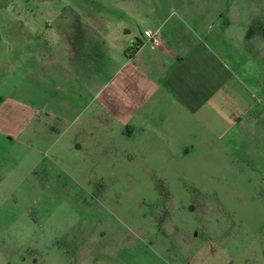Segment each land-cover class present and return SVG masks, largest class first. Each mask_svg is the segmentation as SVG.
<instances>
[{
    "label": "rangeland",
    "instance_id": "374dc122",
    "mask_svg": "<svg viewBox=\"0 0 264 264\" xmlns=\"http://www.w3.org/2000/svg\"><path fill=\"white\" fill-rule=\"evenodd\" d=\"M183 3L189 4L0 0V80L2 63L28 60L31 45H64V23L73 13L122 16L139 33L153 28L154 15L161 18ZM210 5L223 22L239 15L248 45H264V0ZM128 8L138 16L134 21L122 14ZM148 12L154 13L149 20ZM254 55L252 46L249 76L257 73ZM17 76L12 72L7 81ZM254 94L258 104L245 116V129L233 128L225 141L206 133L195 145H160L151 137L83 147L85 154L56 147L48 154L55 161L42 162L40 179L31 176L0 192V264H261L256 248L264 237V177L239 145L247 136L255 151H264V109ZM250 119H257L252 130L246 128Z\"/></svg>",
    "mask_w": 264,
    "mask_h": 264
},
{
    "label": "crops",
    "instance_id": "0c3cea01",
    "mask_svg": "<svg viewBox=\"0 0 264 264\" xmlns=\"http://www.w3.org/2000/svg\"><path fill=\"white\" fill-rule=\"evenodd\" d=\"M213 2L188 0L161 18L148 12L153 28L139 33L122 16L73 13L64 23V45H31L28 60L3 62L0 192L39 177L42 162L55 161L48 154L56 147L67 153L79 147L85 154L83 147L151 137L160 145H195L206 133L225 141L233 128L242 129L258 104L253 93L264 109V45H248L239 15L223 22L210 12ZM122 14L138 18L130 8ZM145 31L159 33L160 49H149ZM252 46L259 60L255 76L247 73ZM12 72L18 76L9 82ZM250 120L246 128L252 130L257 119ZM217 127L228 131L214 134ZM246 137L239 144L246 146L242 152L264 177V151H255ZM50 185L53 179L46 182ZM258 242L264 264V237Z\"/></svg>",
    "mask_w": 264,
    "mask_h": 264
},
{
    "label": "built area",
    "instance_id": "2783aa9c",
    "mask_svg": "<svg viewBox=\"0 0 264 264\" xmlns=\"http://www.w3.org/2000/svg\"><path fill=\"white\" fill-rule=\"evenodd\" d=\"M144 36L150 50H157L162 47L163 41L158 32L145 31Z\"/></svg>",
    "mask_w": 264,
    "mask_h": 264
}]
</instances>
